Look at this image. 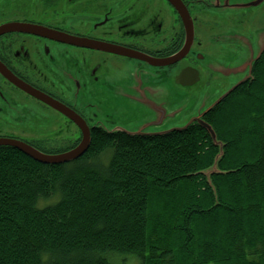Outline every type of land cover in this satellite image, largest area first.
<instances>
[{
	"label": "trees",
	"instance_id": "16d2710c",
	"mask_svg": "<svg viewBox=\"0 0 264 264\" xmlns=\"http://www.w3.org/2000/svg\"><path fill=\"white\" fill-rule=\"evenodd\" d=\"M263 49L260 51L261 53ZM261 53H259L261 55ZM207 123L96 131L79 158L0 148V264H264V53Z\"/></svg>",
	"mask_w": 264,
	"mask_h": 264
},
{
	"label": "flooded vegetation",
	"instance_id": "af4514ba",
	"mask_svg": "<svg viewBox=\"0 0 264 264\" xmlns=\"http://www.w3.org/2000/svg\"><path fill=\"white\" fill-rule=\"evenodd\" d=\"M259 1L0 0V139L47 154L82 140V128L38 93L70 109L90 141L96 131L153 137L207 122L222 95L254 76L264 40L257 26L242 29L241 16L254 19ZM224 32L247 73L220 91L239 68L207 54ZM180 94L200 103L178 128Z\"/></svg>",
	"mask_w": 264,
	"mask_h": 264
},
{
	"label": "rangeland",
	"instance_id": "374dc122",
	"mask_svg": "<svg viewBox=\"0 0 264 264\" xmlns=\"http://www.w3.org/2000/svg\"><path fill=\"white\" fill-rule=\"evenodd\" d=\"M253 15H254V19H252V14H250L248 17L249 22H247V13H244L241 16L242 21H243V24L241 27H242V29H248L249 27H256L257 26L259 28L258 29L259 30V32H258L259 36L264 40V0L259 1V7H256V9L253 12ZM218 17H220V16H218V14H216L215 17L209 18V20H212L211 22L213 23L214 26H218V24L221 23V20ZM219 31H217L216 33H218ZM238 31L241 32V30H238ZM228 34H229V32H224L223 34L219 35L218 42L215 41L213 43H216V44L208 45L209 47L207 49L209 51L207 54H214V56L217 57L218 60H220V61L224 60L227 64L231 65L232 67H235V66L239 67L238 71H236V73H234L227 80H225L226 82L221 87L220 91H223L225 88L231 86L233 83L240 80L247 73L246 69L242 68V65H241V59H243V58H240L238 54L237 55H230L231 50L236 47V41L234 40L233 43L225 42L224 39L226 38V36ZM224 42H225V44H220V43H224ZM229 46H231V47H229ZM261 47L260 48L258 47L259 51H260ZM250 50H253V48ZM258 53L259 52H256L255 56L258 55ZM217 95H218V92H216V93L213 92L211 94V97L207 101H205V104L207 105L210 102H212V100ZM179 101L181 103L187 104L189 107L191 106L190 104H193V106L190 109H188L187 105L183 106V109L180 112V117H179L178 121L175 122V126L178 128H181V127L185 126L186 122L190 119L189 117L197 112V110L199 108L200 99L196 95L180 94ZM109 260L111 261L112 264H139V258L134 254H120L119 256L117 255L116 259H113V260L109 259Z\"/></svg>",
	"mask_w": 264,
	"mask_h": 264
},
{
	"label": "water",
	"instance_id": "95a60500",
	"mask_svg": "<svg viewBox=\"0 0 264 264\" xmlns=\"http://www.w3.org/2000/svg\"><path fill=\"white\" fill-rule=\"evenodd\" d=\"M264 47V46H263ZM263 49V48H262ZM261 49V50H262ZM260 50V51H261ZM259 51V53H260ZM258 53V55H259ZM257 55V56H258ZM229 92L225 93L224 95H222L218 101H220L223 97H225ZM39 98L44 99V101H46L47 103L51 104L53 107H55L56 109H58L59 111H61L62 113H64L65 115H67L70 119L74 120L76 124H78L82 130H83V138L82 140L72 149L65 151L63 153H59V154H47V153H43L37 149H35L34 147L25 144L21 141H8L5 139H0V144H8L11 145L15 148H17L19 151H21L22 153H24L25 155L29 156L30 158H32L33 160L40 162V163H44V164H60V163H65L74 159L79 158L81 155H83V153L87 150L89 143H90V139H89V133L86 127L82 126L81 122L78 121L74 116V113L68 109L67 107L59 104L56 101H52L51 99L44 97L42 95H40L39 93L36 94ZM200 125L209 133L210 137L212 138V142L215 145L219 146V153L217 154L213 165H211L207 170L203 171V173L209 177V175L212 172H217V161L219 159V157L222 155V143L217 140L216 134L214 129L212 128V126L210 124H208L205 121H202L200 123Z\"/></svg>",
	"mask_w": 264,
	"mask_h": 264
},
{
	"label": "bare ground",
	"instance_id": "6f19581e",
	"mask_svg": "<svg viewBox=\"0 0 264 264\" xmlns=\"http://www.w3.org/2000/svg\"><path fill=\"white\" fill-rule=\"evenodd\" d=\"M214 162V161H213Z\"/></svg>",
	"mask_w": 264,
	"mask_h": 264
}]
</instances>
